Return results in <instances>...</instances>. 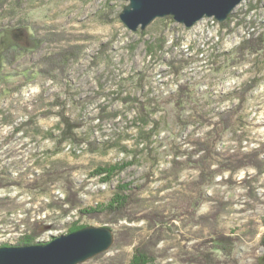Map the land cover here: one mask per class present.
<instances>
[{
  "label": "rangeland",
  "instance_id": "374dc122",
  "mask_svg": "<svg viewBox=\"0 0 264 264\" xmlns=\"http://www.w3.org/2000/svg\"><path fill=\"white\" fill-rule=\"evenodd\" d=\"M126 5L0 6L5 42L24 49L0 72V180L12 182L0 188V248L37 234L33 243L45 245L74 226L118 233L124 226L134 229L132 240L123 234L119 248L113 243L82 264H129L133 248L151 234L148 222L110 224L79 213L106 204L118 183H129L144 187L135 217L159 211L166 218L155 264H193L195 247L216 233L235 241L230 256L217 254L212 264H264V170H226L198 189L192 163L197 142L207 139L213 170L257 150L264 162V43L250 55L251 41L264 35V0H243L224 23L205 17L188 29L164 17L136 32L119 20ZM246 42L249 51L240 56ZM63 50L76 58L60 59ZM40 67L51 72L36 73ZM180 85L189 89L181 122L172 102ZM135 100L158 126L149 141ZM60 113L82 124V143L58 144ZM222 115L230 124L224 132ZM122 164L130 165L109 183L95 174ZM70 192L77 208L64 203Z\"/></svg>",
  "mask_w": 264,
  "mask_h": 264
},
{
  "label": "trees",
  "instance_id": "16d2710c",
  "mask_svg": "<svg viewBox=\"0 0 264 264\" xmlns=\"http://www.w3.org/2000/svg\"><path fill=\"white\" fill-rule=\"evenodd\" d=\"M7 0H2L0 6H2ZM15 3V8H19L22 5L23 0H13ZM169 24L172 23V18H166ZM28 26L27 24H22V27ZM7 29H0V72L6 65H12L15 61L22 56L24 49L14 45L8 44L4 40V33ZM36 36V34L34 35ZM54 36V35H53ZM55 37V36H54ZM36 41V38L33 39ZM44 41H46L44 39ZM43 43V42H42ZM248 43H243L241 46L240 56L244 54L246 51H249ZM264 43V35L257 37L256 39L251 41L250 46V55L258 53L261 51ZM71 50H63L57 56L62 59L69 61L70 59L76 58L75 54L70 52ZM55 55L51 59L54 60ZM50 60V56L46 58ZM36 73L49 75L51 72L50 69H43L40 67L35 71ZM252 87L247 88V92L251 90ZM189 98V89L186 85H180L178 87V91L175 95L172 96V102L174 105V109L176 110L177 120L181 122V116L184 111V107L186 102ZM140 109V122L142 124V128L147 127L150 125V129L146 132L142 131L141 136L145 137L146 140H150L152 135L157 130V124H153L150 120V115L152 112L146 110L143 104L138 103L135 100ZM243 101V97L240 100ZM128 102V101H127ZM152 111V110H151ZM234 112L228 114L227 118L230 119ZM60 124L61 127L59 128L60 134L58 136V144L62 145L64 142H72L73 144H80L84 141V139L79 138L77 130L82 127L80 122L73 121L69 119V117L65 116L64 113H60ZM228 120V119H227ZM224 118V115L221 116V124H225L221 127V131L227 130L230 127L229 121ZM225 122V123H223ZM220 124V125H221ZM196 147V153L199 154L196 160H193V164H195L196 168L199 170L198 179L194 182L198 189L202 188L208 181H213V179L221 174L223 171H230L236 172L240 169L247 168L249 166H253L259 172L264 170V162L261 161L258 156L261 155V151H253L249 155L236 157L235 160H227L225 164H218L217 168L213 170L211 169L210 160L213 153V146L210 143L209 139L198 141ZM173 164H176L174 161ZM130 164H122V165H107L103 167H99L95 174L99 176H103V182L109 183L113 178L117 177L123 170L127 168ZM12 182L8 181L7 179L0 180V188L6 187L7 185L11 184ZM144 190L143 186L133 187L129 183H118L114 189L111 199L106 204H97L95 207L86 209V210H79V213L82 216H89V215H98L104 221V223L110 224H118L121 221H125L128 224L138 222L140 220H146L148 222V229L151 231V234L143 241L139 242L137 246L133 248V255L131 260H129V264H155L158 258L156 248L158 244L163 240L161 234V228L166 223V218L162 212L153 211L143 217H135L137 212L135 208L142 202V192ZM201 199L203 197L200 195ZM65 204L71 206V208H77L79 206V201L77 199V195L74 192H70L67 199L64 201ZM200 203L196 204V207L199 206ZM215 218L218 217V214L213 215ZM209 218L207 216L200 217L201 221L206 222ZM83 227H73L69 232L72 233L76 230L82 229ZM121 231V232H120ZM120 231L113 232L114 233V246L120 247V236L123 234L128 235L130 237L129 240L133 238V231L134 229L129 227H121ZM38 236V234H37ZM36 236V237H37ZM35 237V238H36ZM35 238L26 237L22 239V241L17 244L16 246H31V245H38V243L34 244ZM235 238L225 236L222 233H216L210 236L207 240L202 241L199 243L193 253L191 254L192 259L190 260L193 264H212L214 259L216 258L217 254H222L226 256H230L232 244L234 243ZM118 247V248H119Z\"/></svg>",
  "mask_w": 264,
  "mask_h": 264
},
{
  "label": "water",
  "instance_id": "95a60500",
  "mask_svg": "<svg viewBox=\"0 0 264 264\" xmlns=\"http://www.w3.org/2000/svg\"><path fill=\"white\" fill-rule=\"evenodd\" d=\"M119 20L132 32L145 30L157 19L172 18L185 28L202 19L224 23L243 0H126ZM114 243L108 227H85L45 245L1 247L0 264H82L107 252Z\"/></svg>",
  "mask_w": 264,
  "mask_h": 264
}]
</instances>
